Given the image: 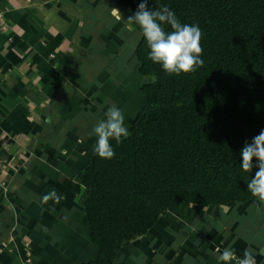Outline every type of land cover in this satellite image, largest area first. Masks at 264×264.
Masks as SVG:
<instances>
[{"label":"crops","instance_id":"1","mask_svg":"<svg viewBox=\"0 0 264 264\" xmlns=\"http://www.w3.org/2000/svg\"><path fill=\"white\" fill-rule=\"evenodd\" d=\"M130 16L116 0H0V264L97 256L77 176L108 108L121 109L129 129L144 97ZM52 189L62 199L44 204ZM225 248L264 264V204L173 203L124 243L116 264H224Z\"/></svg>","mask_w":264,"mask_h":264},{"label":"trees","instance_id":"2","mask_svg":"<svg viewBox=\"0 0 264 264\" xmlns=\"http://www.w3.org/2000/svg\"><path fill=\"white\" fill-rule=\"evenodd\" d=\"M135 14L142 0H116ZM202 29L203 67L169 75L149 59L138 25L131 55L143 100L113 159L97 154L77 176L97 256L116 264L125 242L146 234L173 203L232 207L258 203L241 151L264 130V0H148ZM165 31H171L164 25Z\"/></svg>","mask_w":264,"mask_h":264},{"label":"clouds","instance_id":"3","mask_svg":"<svg viewBox=\"0 0 264 264\" xmlns=\"http://www.w3.org/2000/svg\"><path fill=\"white\" fill-rule=\"evenodd\" d=\"M115 12L119 10L114 9V14ZM127 21L139 26L150 49L149 59L160 64L169 75L190 74L203 67V33L198 24L181 23L167 6L151 10L148 8V0H142L135 14L128 17ZM164 25L170 26L171 31H165ZM105 117L106 119L99 120L92 130L98 138L93 151L100 158L113 159L116 153L110 141L114 139L119 145L122 138H127L130 133L125 127V116L121 109L109 107ZM241 155L240 167L246 173L254 167L253 158L258 162V171L247 183V189L254 198L264 204V130L253 138L251 144L245 143ZM61 199L60 194L52 189L42 197V202L46 204L52 200L58 204ZM218 259L224 264H231L233 260H236V264H256L255 256L249 249H245L242 258H236L231 248H225Z\"/></svg>","mask_w":264,"mask_h":264},{"label":"built area","instance_id":"4","mask_svg":"<svg viewBox=\"0 0 264 264\" xmlns=\"http://www.w3.org/2000/svg\"><path fill=\"white\" fill-rule=\"evenodd\" d=\"M2 165H3V157L0 155V170L2 168ZM236 258H242L243 256L241 255H237L235 254ZM256 259V264H261L260 261L257 260V258L255 257ZM33 260V251L32 249L28 246L26 247V250H25V254H24V262L25 263H30L32 262ZM231 264H236V260H233L231 262Z\"/></svg>","mask_w":264,"mask_h":264}]
</instances>
